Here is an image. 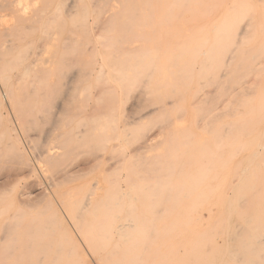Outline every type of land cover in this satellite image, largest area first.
I'll use <instances>...</instances> for the list:
<instances>
[{
    "label": "rangeland",
    "instance_id": "rangeland-1",
    "mask_svg": "<svg viewBox=\"0 0 264 264\" xmlns=\"http://www.w3.org/2000/svg\"><path fill=\"white\" fill-rule=\"evenodd\" d=\"M30 1L35 5L33 4L31 10H27V12L31 15L38 13L34 15L38 22H36L37 25L35 23L32 25L34 28L26 29L23 27H28L26 23L17 24V29L21 27V30L25 31L21 32L24 37L18 33L21 30H18L16 32L18 34L15 36L13 34L2 35L0 44L25 47L26 55L30 53L28 55L32 57L39 50L37 47H41L45 43L44 39L48 37V34L51 38L55 35L54 37L57 39L55 41L54 38L51 43L54 45L52 49L56 48L55 51H52L56 57L50 66L52 69L49 71L50 76L46 77L47 80L44 83L46 86L41 83V87L38 85L30 89L27 82L32 74L25 76L22 83L19 67H14L5 76V79L2 78V80L0 77L1 93H16L17 90L27 93L31 90L30 94H34L36 98L38 94L46 93L47 95L45 100L38 99L36 103L31 102L30 98L24 101V104L16 101L12 105L5 98L0 100V253L6 247L11 249L13 247L14 250H10L14 252V255L17 252L28 255L29 258L25 257L24 259L26 261L31 259V255L45 249H50L51 253L48 250V254L54 256L55 250L59 251V248L63 246L65 250L62 247L64 252L61 249L62 254L61 252L60 254L66 257V255L68 256L67 248H69L66 245L70 243L66 239L72 237L71 243L79 245L80 251L85 254L87 263L84 264H96L94 259H91L93 258L92 254L87 252L86 238L89 235L86 233L101 228L97 222L100 214H106L105 216H112L115 220L114 241L111 244L114 247L115 260L121 251L136 244L132 239L143 236L146 238V241L142 243L146 247V251L155 246L158 247V244L162 245H160L159 254L164 264H193L194 258H189L194 246L193 240L197 234L206 232L208 236L215 238L214 241L216 240L214 244H207L208 247L205 248V253L209 256V263L212 261L214 264H245L247 258H244L245 256L241 253L239 254L237 244L242 238L251 235L249 231L251 226L245 222L249 219L250 213L246 212L247 208L241 207L238 212L230 213L232 217L226 207L222 205L219 207L218 202L224 196L222 189L224 191V182L228 181L226 178L233 181L234 185L241 181L238 176L235 177L232 174L225 176L228 169L233 168L232 170H234L236 167L240 169L250 161L253 162V167L254 165L261 166V164L264 166V133H239L238 131H236L237 133L235 131L234 133L225 131L222 133L223 130H218L219 133H217L216 128L224 126L225 129L226 124L232 122V119L238 121L241 116L242 118L256 116V112L264 107V0L262 2L257 0V10L255 9L254 12H250L244 17L242 27L245 26L247 29V35L238 47L237 56L228 66L222 67L221 60L218 62V66L217 64L210 65L214 60L210 58L212 61L208 62L210 59L206 58L207 62L205 61V63L203 60L205 58L202 56L199 59L203 60L201 62L205 64L207 72L204 73L206 70H203V67L201 70L202 64L198 59L196 70H192V73L189 74L178 71L175 56L173 57L171 53L172 49L178 44H185L189 38H184L182 41L177 35L173 36L171 33L161 35L158 31L155 32L158 28L154 30V34L149 36V39L134 40L133 47L136 46L137 49L139 46L140 48L136 50L137 52H133V55L129 52V55L135 58L139 55L142 56L146 48L158 47V51H155L156 62L154 60L151 63L148 58H140V56L138 61L131 56L129 57L131 60H127L128 51L126 53L125 50L123 53V49L120 51L117 46H125L128 44V40H122V42H126L125 44L117 42L118 45L112 42V40L115 41L114 38L118 34L120 35V28L122 29L124 22H122L123 20L118 22V17L108 19L113 12L122 13L124 9L122 10L119 6L121 3L123 6H125L123 3L127 5V0ZM7 3L8 0H1L2 5ZM21 4L25 6L24 2ZM112 5L119 9L116 8L115 12V7L112 8ZM140 5H143V2ZM123 6L122 8H124ZM147 10L144 6L138 9L141 14L147 13ZM226 10L227 7L218 9L216 17L224 14ZM1 12L6 17L9 16L8 14L12 17L10 9L7 11L6 8H2ZM149 12L158 16L161 9L155 6ZM37 17L39 18L37 19ZM9 18L6 19L9 20V25H12L13 20ZM251 18L252 22L247 23V20H251ZM151 20L154 21L155 18H151ZM126 24L129 25L126 22L124 26H127ZM190 25H193L194 30L203 26H207L210 30L215 23L210 17V20L209 18L198 20ZM190 25L188 27H191ZM128 28L132 27L129 25ZM27 31H30L29 34H26ZM116 32L119 33L116 34ZM211 34L209 31L208 36ZM153 36L155 37L153 38ZM106 39L110 41L108 40L107 43ZM150 39L151 42H149ZM142 40L143 42L139 43ZM218 41L221 45L225 43L221 37L218 38ZM176 43L178 44L176 45ZM252 48L253 50H251ZM140 49L143 50V53L139 51ZM108 50L112 58L108 55ZM111 52L112 54L115 52L116 55H111ZM18 53H20L19 49L17 52L11 50L10 54L6 53L7 55L4 53L1 56L3 57L2 66L5 60L9 61ZM122 53H126L125 56ZM255 54L258 57L261 55L258 58ZM18 56L16 57L19 59ZM61 57L65 64L60 60ZM252 58L254 59L252 60ZM139 59H145V62L143 60L140 62ZM133 60L140 64L135 67L136 62ZM243 60L248 61L251 71L244 70ZM121 61L125 63H121ZM216 61L214 63H217ZM93 62L96 63L95 66ZM206 64H209L208 67ZM60 65L62 68L64 67V70ZM152 67H154V71ZM120 68H122V72ZM213 68L215 69L213 70ZM146 69L148 70L145 72ZM163 69L166 71H162ZM157 70L159 71L157 72ZM178 72L182 75L180 76ZM186 75L189 77H185ZM190 78L193 82L190 81ZM144 81L145 83H143ZM24 83L28 88H24ZM20 84H22L21 87H19ZM246 103L253 105L249 107V105L246 106ZM261 103L263 107H261ZM164 104H167V107L165 110H161L160 107ZM255 104L260 107L256 109ZM27 105L35 112L32 111L31 114L26 115L22 107L25 108ZM249 108L252 109L251 111H256L251 112ZM107 109L109 111H106ZM199 109L206 111L201 110L202 115L199 113ZM151 110L154 111L150 112ZM259 114H263L261 118H264V112L257 113L258 117ZM185 123L186 125H184ZM212 128H215L216 132L212 131ZM253 139L259 145H263L258 148L259 152L256 156L253 152L251 154L248 148L241 150L242 148L232 147L236 140L247 142V140ZM229 155L232 157L227 162ZM49 157L51 158L49 159ZM250 158H254V160L249 161ZM231 159L233 162L230 161ZM171 162L175 163L171 164ZM172 170H176V172H172ZM100 173L102 174L99 175ZM177 174L178 176H176ZM175 178H177L176 181H174ZM110 183L112 185H109ZM96 185H99L98 190L102 192L95 189ZM238 189L239 187L235 190ZM90 191L93 194H90ZM233 193L231 190L227 197L234 198L235 194ZM27 194L31 195L30 198ZM107 199L109 201L112 199L111 203ZM78 204L83 206L80 213L76 208ZM247 205L245 204L246 207ZM162 208L163 211H161ZM106 212H110V215H107ZM241 212H244L243 217ZM195 214L196 219H194ZM79 217L81 218L79 219ZM128 219L131 220V226L127 230L117 231V228L127 223ZM262 224L263 227L256 231L251 230V233L259 232L260 238H263L264 221ZM25 227L29 229L23 233ZM30 227L35 228L39 233ZM30 229L34 232H30ZM62 237H64L63 240ZM117 246L120 248L116 249ZM257 249L260 250V253L257 256L256 264H264V242ZM0 255L2 256V254ZM61 255V258H58V260L60 259L58 264H64L68 259ZM147 255L151 256L149 260L139 261L140 264H150L154 253H147ZM1 256L0 264L4 258ZM12 256H10L12 259L9 258V260L5 257L4 261H7L6 263L14 261L15 257ZM55 256L58 255L55 254ZM18 260L20 263L21 259ZM48 261L47 258L43 263Z\"/></svg>",
    "mask_w": 264,
    "mask_h": 264
},
{
    "label": "bare ground",
    "instance_id": "bare-ground-1",
    "mask_svg": "<svg viewBox=\"0 0 264 264\" xmlns=\"http://www.w3.org/2000/svg\"><path fill=\"white\" fill-rule=\"evenodd\" d=\"M4 1V0H2ZM49 1V0H48ZM119 1V0H118ZM123 1V0H121ZM120 1V3H121ZM128 1V4L126 5V3H123L125 6L122 5L121 3V9L123 10L122 13H112L111 15H109L108 19H113V18H119L118 19V22L119 20H123L122 22H124V25L125 23L127 22L132 28H128L129 25L127 26H124L123 24V27L122 29L120 28V35L116 32V34H118V36L115 39V41H113L112 39V42H115V44L117 42H122V40H125L128 42V44H126L125 46H117L119 47L118 49H120V51H122L123 49V53L124 51L127 53L128 51V55L131 53V55H133L132 53L140 48L138 46V48L136 49L135 47H133V43H134V40H138V38H142L143 40H147L149 39V36H151L152 34H154V30L156 28H158V30H156L155 32H159V34L163 35V33H166V34H172L173 36H178L179 39H182V41H184L183 39L184 38H189L188 42H184L185 44H178L176 43V47L174 49H172V54H173V57L175 56V63H176V66H178L180 72H185V73H192V70H196L195 69V66L197 67L198 64H197V60L203 56V59L204 62L206 61L207 62V59H210L212 58V60H217L216 62L217 63H214V61H212L211 59L208 60L209 61H212V64H217L218 66V62H222V67L224 66H228L233 60L234 58L237 56V52H238V47L240 45V43L242 42V40L244 39V37H246V33H247V29L244 27H242L243 23V19L244 17L247 15V14H250V12H254L256 7H257V0H127ZM125 1V2H127ZM262 2V0H260ZM25 3V6H22L21 3ZM143 2V5H140V3ZM259 2V1H258ZM36 3V2H35ZM108 3V2H107ZM34 4V2L32 3V1L30 0H17V1H9L8 0V3L7 4H1V0H0V37L2 35H6V34H13L15 36V34H18L22 32L21 30V27L20 29H17V24L21 23L22 25L24 23H26L28 25V27L26 26H23L25 27L26 29H32L34 27H32V25H34L37 20L36 18L34 17V15L37 13H34V15L32 14H28L27 10H31V7L32 5ZM50 4V3H49ZM113 4V3H112ZM118 4V3H117ZM262 4V3H260ZM35 5V4H34ZM48 5V4H47ZM120 5V4H119ZM105 6V5H104ZM122 6L124 8H122ZM142 6H144L147 10V13L145 14H141L139 13L138 9L139 7L142 8ZM155 6H158L160 9H161V13L160 15H152L153 13L149 12V10ZM261 6V5H260ZM264 6V5H263ZM114 8L115 12H116V6L112 5V8ZM221 7H227V10L224 14H222L221 16L219 15V17H216L218 16L216 13L218 11V9H220ZM2 8H6L7 11H11L12 13V17L10 16V14H8L10 16L6 17V15H2L3 13L1 12V9ZM37 8V6H36ZM262 8V7H261ZM264 8V7H263ZM99 9V8H98ZM119 9V8H117ZM90 10V8H89ZM114 10H111V11H114ZM257 10V9H256ZM33 11V10H32ZM37 11V10H36ZM39 11V10H38ZM110 11V10H109ZM118 11V10H117ZM144 11V10H143ZM142 11V13H143ZM146 11V10H145ZM158 11V10H157ZM156 11V12H157ZM35 12V10H34ZM101 12V11H100ZM154 12V11H153ZM221 12V11H220ZM2 13V14H1ZM33 13V12H32ZM105 13V11H104ZM38 14V13H37ZM40 14V12H39ZM256 14V13H255ZM252 15V14H251ZM257 15V14H256ZM38 16V15H37ZM210 17L211 19L213 18V22L215 23L214 26H212V28L209 30V28L207 26H203L202 28L200 29H196L194 30L192 28L193 25H190L198 20H207V18H209L210 20ZM253 17V15L251 16ZM6 18H9L13 20V24L12 25H9V20H7ZM39 17H37L38 19ZM151 18H155V20H151ZM148 19H150V21H148ZM7 20V21H6ZM250 20V19H249ZM247 20V23L248 22H252V18L251 20L249 21ZM256 21V20H255ZM175 22V23H174ZM211 22V21H210ZM246 22V21H245ZM38 23V22H37ZM36 23V25H37ZM249 23V24H250ZM60 24V23H59ZM108 24V23H107ZM116 24V23H115ZM131 24H134V25H131ZM53 25V24H52ZM191 26V27H188V26ZM48 28H49V25H47ZM120 26V25H119ZM134 26V27H133ZM200 26V25H199ZM251 26V25H249ZM247 26V27H249ZM264 27V26H263ZM113 29V28H112ZM18 30H21L19 31L18 33H16ZM46 30H47V27H46ZM58 30V29H57ZM119 30V29H117ZM115 30V31H117ZM153 30V31H151ZM249 30V28H248ZM103 31V30H102ZM122 31V32H121ZM211 32V36L209 35L208 36V32ZM23 32H25L23 30ZM22 32V33H23ZM30 32V31H29ZM29 32L27 31L26 34ZM47 32V31H46ZM263 32V31H262ZM48 33V32H47ZM57 33V32H56ZM55 33V34H56ZM260 33V32H258ZM54 35V33H52ZM115 34V36H116ZM249 34V33H248ZM22 35V34H21ZM25 35V34H24ZM46 35V34H45ZM109 35V34H108ZM113 35V34H112ZM160 35V36H161ZM257 35V34H256ZM262 35V34H261ZM19 36V35H18ZM23 36V35H22ZM21 36V38H22ZM27 36V35H25ZM47 36V35H46ZM55 36V35H54ZM51 38L48 34V37H44L46 39H44V44L41 45V47H37L39 50L34 54V56L31 55L29 56L28 53L26 55V53L24 52V48L25 47H11V46H6L5 44L1 45L0 44V77L1 79L4 78L5 79V76L14 68V67H19L20 68V72H19V76L21 78V82H22V79L25 78V76H28L29 74H32L30 75L31 78H28V82H27V85L28 87L31 89H33L34 87H37L38 85H41L46 83V77L47 76H50L49 75V71H51V65H52V60L56 57V54L53 55V52L52 51H55L56 48L52 49L54 47L52 40H54V37ZM20 37V36H19ZM18 37V38H19ZM24 37V36H23ZM109 37V38H110ZM114 37V36H113ZM155 36H153L154 38ZM172 37V36H170ZM221 37L222 39H224V45H221V43L218 41V38ZM263 37V36H261ZM82 38V37H81ZM88 38V36H87ZM57 38H55V41H56ZM95 40V39H94ZM109 40V39H108ZM107 41V43L110 41ZM140 41L139 43H142L143 42ZM157 40V38H156ZM160 40V39H159ZM259 40V38H258ZM152 40L150 39L149 42H151ZM166 41V40H165ZM170 41L172 42V40L170 39ZM175 41V40H174ZM173 41V42H174ZM260 41V40H259ZM91 42V41H90ZM154 42V41H153ZM157 42V41H156ZM258 42V41H257ZM126 42H124L125 44ZM159 43V42H158ZM52 44V46H51ZM59 44V42H58ZM64 44V43H63ZM103 44V43H102ZM116 45H118V43ZM123 44V45H124ZM137 44V43H136ZM161 44V43H160ZM169 44V43H168ZM56 45V44H55ZM61 45H62V42H61ZM110 45V44H108ZM107 45V46H108ZM113 45V44H112ZM159 45V44H158ZM257 45V44H256ZM51 46V48H50ZM76 46V45H75ZM104 46V44H103ZM152 47V45H150ZM166 46V45H165ZM60 48V46H58ZM66 47V45H65ZM82 47V46H81ZM86 47V45H85ZM84 47V48H85ZM105 47V46H104ZM160 47H162L160 45ZM256 47V46H255ZM261 47V46H260ZM28 48V47H27ZM36 48V49H37ZM64 50V47H62ZM107 48V47H106ZM112 49H114V47L111 46ZM110 48V49H111ZM158 48V47H157ZM157 48H152V49H145L144 50V53H143V48L140 49L139 51L142 52L140 54H142V56H140V58H143V57H146L145 59L148 58V61L149 62H156V59H155V51H158ZM171 48V46H170ZM250 48V47H248ZM20 50V53L19 56L18 54H15L14 58L12 59H9V61L5 60V63L4 65L2 66V58L1 57L4 53H9L10 54V51L11 50ZM35 49V50H36ZM52 49V50H51ZM66 49V48H65ZM108 49V48H107ZM106 49V50H107ZM157 49V50H156ZM68 50V49H67ZM66 50V51H67ZM245 50V49H244ZM253 50V48L251 49ZM258 50V49H257ZM261 50V49H260ZM59 51V49H58ZM69 51V50H68ZM82 51V50H80ZM85 51V50H84ZM111 51V50H110ZM114 51V50H113ZM112 51V52H113ZM116 51V49H115ZM118 51V50H117ZM119 51V52H120ZM160 51V50H159ZM162 51V49H161ZM250 51V50H249ZM57 52V51H56ZM55 52V53H56ZM108 52V55H109V50L107 51ZM106 52V53H107ZM112 52L110 53L111 55ZM130 52V53H129ZM137 52V51H136ZM165 52V51H164ZM241 52V51H240ZM248 52V51H246ZM258 52V51H257ZM262 52V51H260ZM32 53V52H31ZM58 53V52H57ZM85 53V52H84ZM118 53V52H116ZM125 56V54H123ZM162 53V52H161ZM169 53V52H168ZM12 54V53H11ZM75 54V53H74ZM99 54V53H98ZM119 54V53H118ZM137 54V53H136ZM149 54V56H147ZM153 54V55H152ZM163 54V53H162ZM166 54V52H165ZM249 54V52H248ZM7 55V54H6ZM68 55V54H67ZM116 55V54H114ZM113 55V56H114ZM129 55L127 57L128 58L127 60H131V58L129 59V57L131 56ZM164 55V54H163ZM253 55V54H252ZM261 55V54H260ZM259 55V57H260ZM18 56L19 59L16 57ZM62 56V55H60ZM75 56V55H74ZM87 56V55H86ZM99 56V55H98ZM110 56V55H109ZM135 56V55H134ZM138 56V57H139ZM161 56V55H160ZM170 56V55H169ZM247 56V54H246ZM255 56H257L255 54ZM5 57V56H4ZM106 57V56H105ZM108 57V56H107ZM111 57V56H110ZM109 57V58H110ZM119 57V56H118ZM132 57V56H131ZM138 57H132L134 58L135 60L138 61ZM151 57V58H150ZM245 57V56H244ZM258 57V56H257ZM258 57V58H259ZM8 58H9V55H8ZM112 58V57H111ZM120 58V57H119ZM118 58V59H119ZM162 58V57H161ZM219 58V59H218ZM246 58V57H245ZM244 58V60H245ZM255 58V57H254ZM252 58V60L254 59ZM18 59V60H17ZM145 59H139L140 60H143V62H145L144 60ZM61 61H63L62 63L65 64L64 62V59L62 60V57L60 58ZM71 60V59H70ZM93 60V59H92ZM101 60V59H100ZM133 60L135 63V67L136 65L138 66L140 64V62H137ZM162 60V59H161ZM200 60V63L202 64L201 65V70H202V67H203V70H206L205 68V64L202 63L201 59ZM243 60V61H244ZM251 60V61H252ZM119 61V60H118ZM147 61V62H148ZM169 61V60H168ZM173 61V60H172ZM250 61V60H249ZM85 62H86V59H85ZM125 63L124 61H121V63ZM149 62H148V65H149ZM205 62V63H206ZM138 63V64H137ZM163 63V62H162ZM174 63V64H175ZM242 63V62H241ZM256 64V61L254 62ZM13 64V66H12ZM63 64V66H64ZM86 64V63H85ZM96 64L93 62V65ZM118 64V63H117ZM120 64V62H119ZM118 64V65H119ZM154 64V63H153ZM197 64V65H196ZM204 64V66H203ZM55 65V63H54ZM103 65V63H102ZM143 65V64H142ZM207 65V64H206ZM209 65V64H208ZM207 65V67H208ZM62 65H60L61 67ZM88 66V65H87ZM91 66V65H90ZM95 66V65H94ZM108 66V65H107ZM146 64L144 65V68H145ZM153 66V65H152ZM161 66V65H160ZM164 66V65H163ZM214 66V65H213ZM118 67V66H117ZM126 67V66H125ZM140 67V66H139ZM154 67H157L154 65ZM152 67V69L154 68ZM169 67V66H168ZM199 67H200V64H199ZM212 67V66H211ZM216 67V66H215ZM64 68V67H63ZM61 67V69H63ZM176 68V67H175ZM243 68L244 70H247L250 68V65L248 63V61H244L243 63ZM256 68V67H255ZM60 69V68H58ZM158 69V68H156ZM156 69H155V72H156ZM166 69V67H165ZM215 68H213L214 70ZM219 69V68H218ZM64 70V69H63ZM121 72L123 71L122 68H120ZM126 70V69H125ZM142 70H144L142 68ZM140 70V71H142ZM148 69L145 70V72L147 71ZM173 70V68H172ZM254 70V69H253ZM62 71V70H61ZM59 71V72H61ZM154 71V69H153ZM159 70H157L158 72ZM164 71V69L162 70ZM161 71V72H162ZM166 71V70H165ZM164 71V72H165ZM170 71V70H169ZM168 71V73H169ZM248 71H251L250 69ZM6 72V73H5ZM53 72V71H52ZM51 72V75L53 74ZM63 72V71H62ZM207 72L204 71V73ZM5 73V75H4ZM176 73V72H175ZM179 73V72H178ZM177 73V74H178ZM102 75V74H101ZM155 75V74H154ZM164 75V74H163ZM173 75L175 76V74L173 73ZM180 75V73H179ZM182 75V74H181ZM180 75V76H181ZM195 75V74H194ZM61 76V75H60ZM103 76V75H102ZM121 76V75H119ZM192 76V75H191ZM8 77V76H7ZM122 77V76H121ZM148 77V76H147ZM168 77V75H167ZM177 77V76H176ZM185 77H189V75H186ZM183 77V78H185ZM193 77V76H192ZM196 77V75H195ZM49 78V77H48ZM51 78V77H50ZM139 78V77H138ZM78 79V78H77ZM102 79V78H101ZM100 80V82H102V80ZM193 79V78H192ZM3 80V79H2ZM26 80V79H25ZM124 80V79H123ZM139 80V79H138ZM163 80V78H162ZM168 80V79H166ZM173 80V79H172ZM189 80V79H187ZM24 81V80H23ZM116 81V80H115ZM119 81H120V77H119ZM190 81H191V78H190ZM50 82V81H49ZM174 82V81H173ZM193 82V81H191ZM190 82V84H191ZM220 82V81H219ZM23 83V82H22ZM42 83V84H41ZM54 83V82H53ZM98 83V82H97ZM120 83V82H119ZM145 83V81L143 82ZM51 84V83H50ZM182 84V83H181ZM196 84V83H195ZM22 84H20L19 87H21ZM25 86V83L23 84ZM27 85L24 87L26 88ZM45 85V84H44ZM43 85V86H44ZM49 85V83H48ZM46 86V85H45ZM44 86V87H45ZM163 87H165L164 85H161ZM167 86V85H166ZM27 87V88H28ZM175 87V85H174ZM167 88V87H166ZM230 88V87H229ZM18 89H21V88H18ZM32 93V91L30 90L29 92L27 93H22L21 90H17L16 93H13V92H3L1 93L0 91V100L1 99H4L7 100V102L9 104H14L16 101H20L21 104H24V101H26L27 99H31L30 101L31 102H35L38 100V99H43L45 100L47 95L46 93L44 94H38L37 95V98L34 96V94H30ZM250 94V93H249ZM257 95V94H256ZM166 97V96H165ZM171 98V97H170ZM166 100V98H165ZM2 101V100H1ZM160 103V100L158 101ZM260 102V101H259ZM263 102V101H262ZM226 103V102H225ZM228 104V103H227ZM259 104V103H258ZM29 105V104H28ZM22 107L24 113L27 115L28 113L31 114V112L34 110L33 108L31 109L30 107ZM251 107L252 105L251 104H248L246 103V106ZM256 105V104H255ZM264 105V104H263ZM262 103H261V107H263ZM23 106V105H22ZM161 106V105H160ZM208 106V105H207ZM60 107V106H59ZM100 107V106H99ZM106 107V106H105ZM167 107V104H164L163 106L160 107L161 110H165ZM244 108H246L244 105H243ZM254 107V106H253ZM252 107V108H253ZM260 107V105H259ZM257 105H256V109L259 108ZM94 108V107H93ZM236 108V107H235ZM60 109V108H59ZM159 109V108H158ZM184 109V108H183ZM250 109V108H249ZM200 110V109H199ZM202 110V109H201ZM200 110L199 113H202V111H206L205 109H203L202 111ZM238 110H241V109H238ZM237 110V111H238ZM244 110V109H243ZM252 109H250L251 111ZM106 111H109L108 109ZM154 110H151L150 112H152ZM198 111V110H197ZM196 111V112H197ZM256 111V110H255ZM254 110L251 111V112H255ZM35 112V111H33ZM62 112V111H61ZM195 112V114H196ZM236 112V111H234ZM243 112V111H241ZM240 112V113H241ZM248 112V111H247ZM246 112V113H247ZM264 112V107L259 109L258 112H256V116H252L251 117H247L245 116V118H241L238 119V121H233L232 119V122L230 121L228 124H226L225 126V129L223 127L221 128H216L217 130V133L218 130L219 131H222V133H224V131L226 133H234V131H238L239 133H264V118H261L262 115L259 114V117L257 115V113H262ZM107 113V112H106ZM197 113V114H199ZM239 113V112H238ZM249 113V112H248ZM193 115V114H192ZM239 115V114H238ZM247 115V114H246ZM250 115V113H249ZM62 116V115H61ZM107 117V116H106ZM196 117V116H195ZM218 117V116H217ZM235 117V116H234ZM59 118H60V115H59ZM182 118V117H181ZM197 118V117H196ZM232 118V117H231ZM237 119V118H236ZM30 121V120H29ZM199 121V120H198ZM225 123V122H224ZM186 125V123L184 124ZM217 126V125H216ZM221 126V125H220ZM215 128H212V131L216 132ZM189 129V128H188ZM187 129V130H188ZM191 129V128H190ZM214 129V130H213ZM190 131V130H189ZM188 131V132H189ZM194 131V130H193ZM163 133V131H161ZM165 132V131H164ZM187 132V131H185ZM187 132V133H188ZM195 132V131H194ZM221 133V132H220ZM237 133V132H236ZM26 135V134H25ZM255 135V134H254ZM78 136V135H77ZM246 139V138H245ZM114 140V139H112ZM57 141V140H56ZM236 140V143L235 145H232L233 148H242L241 150H246L248 148V151L252 154H254V156L257 155V153L259 152L258 148L260 146H263V145H259V143L256 142L255 139L253 140H250L247 142H241V141H238ZM66 143H67V140H66ZM238 144V145H237ZM176 147V146H175ZM231 147V145H230ZM174 149V148H173ZM179 149V148H178ZM182 150V149H181ZM234 150V149H233ZM239 150V149H237ZM240 151V150H239ZM188 152V151H187ZM230 152V151H229ZM233 152V151H232ZM235 152H236V149H235ZM246 152V151H245ZM48 153V152H47ZM53 154V153H52ZM234 154V152L232 153ZM48 155V154H47ZM235 155H238V154H235ZM233 155V156H235ZM53 156V155H51ZM179 156V155H178ZM230 156V157H229ZM228 156V161L229 162V159L232 157V155H229ZM251 156V155H250ZM249 156V157H250ZM36 157V156H34ZM47 157V156H46ZM248 157V158H249ZM51 157H49L50 159ZM54 158V157H52ZM163 158V157H162ZM227 158V157H226ZM234 158V157H233ZM232 158V159H233ZM232 159L230 161H232ZM264 159V158H263ZM113 160V157L111 158V161ZM189 160V159H188ZM250 160H254V158H250ZM36 161V160H35ZM50 161V160H49ZM162 161V160H160ZM247 161V160H246ZM179 162V160H178ZM233 162V161H232ZM44 163V162H43ZM103 163V162H102ZM175 163V162H174ZM173 162H171V164H174ZM246 163V162H245ZM163 164V163H162ZM253 162L250 161V163H248L247 165L245 166H238L240 167V169L238 170L237 167L236 169L232 170L233 168L231 169H228L229 171L227 172V174H225V176H229V175H234L235 177H239L240 178V183L234 185L233 184V181H229V178H226V183L224 182V191L222 189V192H224V196L221 198V200L218 202L219 204V207L220 205H222L223 207H226L228 209V212H229V215L230 213H233V212H238L240 210V208L242 207L243 209L247 208L246 209V212L250 213V215L252 216V219L251 216L249 215V219L248 220H245V222H247L251 228L249 229L250 231V236L249 237H245V238H242L241 240H239L237 246H238V250H239V254L241 253L243 256H245L244 258H247L246 261H245V264H256V260H258L257 256L258 254L260 253V250L257 249L258 246L262 245V243L264 242V236L263 238H260V233L258 232L257 234H252L251 233V230L253 231H256L258 230L260 227H263V218H264V166H261L258 165V166H255L254 167L252 166ZM177 165V164H176ZM174 167V166H172ZM171 167V169H172ZM232 167V166H231ZM234 167V166H233ZM161 168V167H160ZM167 169V168H166ZM102 170V169H101ZM169 170V169H168ZM227 170V169H226ZM176 172V170H172V172ZM180 171V170H179ZM182 171V170H181ZM79 172V171H78ZM102 172V171H101ZM178 172V171H177ZM183 172V171H182ZM76 173V172H75ZM99 173V171H98ZM102 173H100L99 175H101ZM170 174H173L175 175L174 173H170ZM179 174V172H178ZM178 174L176 176H178ZM186 174V173H184ZM162 175H165L162 173ZM72 176V175H71ZM171 176V175H170ZM165 177H167L165 175ZM172 177V176H171ZM175 177V176H174ZM232 177V176H231ZM101 179V178H100ZM177 178H175L174 181H176ZM218 179V178H217ZM102 180V179H101ZM47 181V180H46ZM98 181V179H97ZM165 181V180H164ZM173 181V182H174ZM237 181V180H236ZM88 182V181H87ZM98 183V182H97ZM114 183V182H113ZM167 183V182H166ZM165 183V184H166ZM211 183V182H210ZM56 185V184H55ZM85 185V184H84ZM102 185V184H100ZM105 185V184H104ZM104 185H103V188H104ZM109 185H112L111 183ZM72 186V185H70ZM99 185H96V188L95 189H99L98 187ZM173 186V185H171ZM169 187V186H168ZM237 187H239L238 190H235ZM51 188V186H50ZM53 188H54V185H53ZM52 188V189H53ZM69 188V187H68ZM112 188V187H111ZM171 188V187H169ZM67 189V188H65ZM94 189V190H95ZM96 190V191H97ZM104 190V189H103ZM170 190V189H169ZM232 190V193L235 194V197L234 198H231L230 197H227V195L229 194V192ZM98 191H101V190H98ZM171 191V190H170ZM169 191V192H170ZM177 191V190H176ZM66 192V191H65ZM102 192V191H101ZM52 193H54L52 191ZM61 193V192H60ZM96 193V192H95ZM104 193V192H103ZM144 193V192H143ZM168 193V192H167ZM67 194V193H66ZM90 194H93L91 193L90 191ZM109 194V193H108ZM112 194V193H111ZM118 194V193H117ZM170 194V193H169ZM168 194V195H169ZM28 195V194H27ZM63 195V194H62ZM164 195V194H163ZM171 195V194H170ZM29 196V195H28ZM31 196V195H30ZM29 196V198H30ZM55 196V195H54ZM165 196V195H164ZM233 196V195H232ZM57 197V196H56ZM72 197H73V194H72ZM95 198V197H94ZM113 198V197H112ZM166 198V196L164 197ZM163 198V199H164ZM115 199V198H114ZM114 199H113V202H114ZM87 200V199H86ZM95 200V199H94ZM108 200V199H107ZM112 200V199H111ZM110 200V201H111ZM176 200V199H175ZM92 201V200H91ZM96 201V200H95ZM109 201V200H108ZM107 201V202H108ZM109 201V202H110ZM60 202V201H58ZM87 202V201H86ZM85 202V204H86ZM164 202H165V199H164ZM167 202V200H166ZM84 203V202H82ZM111 203V202H110ZM119 204V202H116ZM245 204L247 205V207L245 206ZM110 205V204H109ZM244 205V206H243ZM85 206V205H84ZM116 206V205H115ZM164 207V205H162ZM169 206V205H168ZM59 207V206H58ZM83 206L81 205H77V211L80 213V210ZM86 207H87V204H86ZM96 207V206H95ZM105 207H106V204H105ZM111 207V206H110ZM62 209V208H61ZM85 209V208H84ZM95 209V208H94ZM106 209V208H105ZM110 209V208H108ZM63 210V209H62ZM163 211V208L162 210ZM96 212V211H95ZM108 212V211H107ZM106 212V213H107ZM112 212V211H111ZM78 213V214H79ZM216 213V212H215ZM240 213V212H239ZM242 213V217L244 215V212H241ZM110 215V212L107 213V215ZM197 214V212H196ZM196 214L194 216V219H196ZM80 215V214H79ZM106 214H100V217H99V220H98V224H99V227L101 228H97V229H94V230H90V231H87V235H89V237H85L86 238V242L88 243L87 247H88V251L89 253L92 254L93 258L91 259H94L95 263L96 264H140L139 261H142L145 260V261H148L149 258L151 256L147 255V253H154V255L152 256L153 260L150 262V264H164L162 260V257L161 255L159 254L160 252V245L161 244H158L159 246H155L153 249H149L148 251H146V247H144V245L142 243H144L146 241V238L141 236L140 238H134L132 239L134 242H136V244H132L131 246L127 247L125 249V251H121L118 255H117V260H115V256H114V247L111 245L112 242L114 241V222L115 220L113 219L112 216H105ZM165 215V214H164ZM114 216V215H113ZM232 216V214L230 215ZM241 216V215H240ZM78 218V216H76ZM82 217V216H81ZM79 217V219L81 218ZM233 217V216H232ZM13 218H14V215H13ZM21 218V217H20ZM40 218V217H39ZM38 218V219H39ZM62 218V217H61ZM229 218V217H228ZM69 219V218H68ZM230 219V218H229ZM232 219V218H231ZM15 220V219H14ZM13 220V221H14ZM64 221V220H63ZM130 219H128V222L127 223H124L123 225L119 226L117 228V231H123V230H127L131 224H130ZM165 221V220H164ZM203 221V220H202ZM146 222V221H145ZM167 222V221H166ZM62 223V222H61ZM245 223V224H247ZM157 224V223H156ZM171 224V223H170ZM81 226V225H80ZM103 226V227H102ZM214 226V225H213ZM60 227V226H59ZM246 227V226H245ZM31 228V227H30ZM46 228V227H45ZM163 228V227H162ZM26 227H25V230H23V233L26 232ZM29 229V228H28ZM27 229V230H28ZM33 229V228H31ZM30 229V232H34L33 230H35V228L31 231ZM229 229V228H228ZM209 230V229H208ZM264 230V229H263ZM262 230V231H263ZM25 231V232H24ZM37 230H35L36 232ZM165 231V230H164ZM168 231V230H167ZM172 231V230H171ZM261 231V232H262ZM29 232V233H30ZM38 232V231H37ZM210 232V231H208ZM39 233V232H38ZM175 233V232H174ZM174 233L172 234L174 236ZM254 233V232H253ZM28 234V233H26ZM37 234V233H36ZM150 234V232H149ZM152 234V233H151ZM168 235L170 234L169 232L167 233ZM210 234V233H209ZM178 235V234H177ZM263 235V234H262ZM62 236V235H61ZM60 236V237H61ZM156 236V235H155ZM75 237V235H74ZM152 237H153V234H152ZM152 237H150L152 239ZM166 237V235H165ZM177 237V236H176ZM64 237H62L61 239L63 240ZM154 238V237H153ZM156 238V237H155ZM78 239V238H77ZM131 239V237L129 238V240ZM149 239V238H148ZM167 239V238H166ZM214 237H211V236H208V233L206 232H203V233H199L196 235V237L194 238L193 240V249L191 250L190 252V257L189 258H194V262L193 264H214L211 260V262L209 263V256L206 255L205 253V248L208 247L207 244H214L216 242V240L214 241ZM66 241H69L70 243L66 246H68L69 248L67 253H68V256L66 255V257H68L67 261L64 262V264H84V263H87L86 261V258H85V254L84 252L80 251V248L78 246H76L75 244H72L71 241H72V237L71 238H68L66 239ZM66 241H62V242H66ZM213 241V242H212ZM95 242V243H94ZM149 242V241H148ZM150 243V242H149ZM221 243V242H220ZM62 244V243H61ZM148 244V243H147ZM156 244V243H155ZM60 245V244H59ZM64 245V244H63ZM150 245V244H149ZM167 245V244H166ZM11 246V245H10ZM13 246V245H12ZM62 246V245H61ZM85 246V245H84ZM162 246V245H161ZM168 246V245H167ZM207 246V247H206ZM63 247V246H62ZM62 247H60L59 249L61 250ZM86 247V249H87ZM29 248V247H28ZM120 248L119 246L116 247V249ZM11 248L9 247H6L5 249H3L2 253V256L1 257H7V259L9 260L10 256H12L11 254ZM15 249H17L15 247ZM48 249V248H47ZM58 249V250H59ZM64 249V247H63ZM62 249V250H63ZM10 250V251H9ZM14 250V249H13ZM50 250V249H48ZM48 250H42L41 252H36L34 255H31V259L29 260H24L25 257H28V255H24V253L20 252L16 255H14V252L13 253V256L12 257H15V260L13 261H9L10 263H6L4 261V258H3V261H1L2 264H44L43 262L46 261V259L48 258L49 261L45 264H55L57 262H59L58 258H61L60 255L62 254V252H64V250L61 252L60 250L56 251L55 254H57L58 256H55V254H53L54 250L52 251V254L54 256H50L48 253L49 251ZM164 250V249H163ZM162 250V251H163ZM227 251V250H226ZM225 251V252H226ZM61 252V254H60ZM66 252V251H65ZM86 252V254H87ZM147 252V253H146ZM224 252V254L226 255V253ZM50 253H51V250H50ZM146 253V254H145ZM23 254V255H22ZM64 254V253H63ZM90 254V255H91ZM223 254V256H224ZM63 256V255H61ZM234 256H236L234 254ZM51 257H53L51 259ZM64 258H66L65 256H63ZM87 257V255H86ZM260 257V256H259ZM16 258H20V263H19V260ZM29 258V257H28ZM2 259V258H1ZM12 259V258H10ZM90 259V258H89ZM223 259V257H222ZM58 260V261H57ZM30 261V262H28ZM86 261V262H85ZM264 261V260H263ZM62 262V261H61ZM60 263V262H59ZM94 264V263H93ZM143 264V263H142ZM229 264V263H228Z\"/></svg>",
    "mask_w": 264,
    "mask_h": 264
}]
</instances>
